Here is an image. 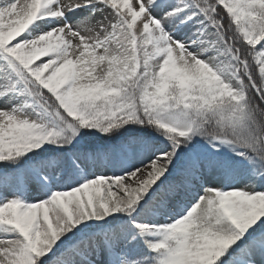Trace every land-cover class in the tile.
<instances>
[{
  "label": "snow or ice",
  "instance_id": "6c2138e0",
  "mask_svg": "<svg viewBox=\"0 0 264 264\" xmlns=\"http://www.w3.org/2000/svg\"><path fill=\"white\" fill-rule=\"evenodd\" d=\"M0 264H264V0H0Z\"/></svg>",
  "mask_w": 264,
  "mask_h": 264
}]
</instances>
